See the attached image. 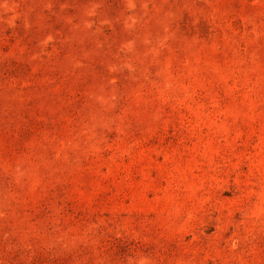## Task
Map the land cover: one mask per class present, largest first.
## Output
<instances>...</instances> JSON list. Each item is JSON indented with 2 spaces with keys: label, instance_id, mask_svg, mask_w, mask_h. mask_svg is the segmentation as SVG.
<instances>
[{
  "label": "rangeland",
  "instance_id": "1",
  "mask_svg": "<svg viewBox=\"0 0 264 264\" xmlns=\"http://www.w3.org/2000/svg\"><path fill=\"white\" fill-rule=\"evenodd\" d=\"M0 264H264V0H0Z\"/></svg>",
  "mask_w": 264,
  "mask_h": 264
}]
</instances>
